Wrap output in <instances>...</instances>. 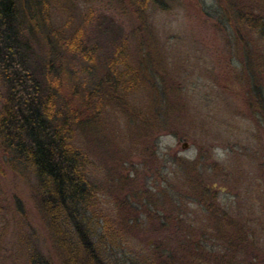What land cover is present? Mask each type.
I'll return each mask as SVG.
<instances>
[{"label":"rangeland","instance_id":"374dc122","mask_svg":"<svg viewBox=\"0 0 264 264\" xmlns=\"http://www.w3.org/2000/svg\"><path fill=\"white\" fill-rule=\"evenodd\" d=\"M128 1L67 0L62 7L47 5V12L40 7V29L33 27L21 44L27 65L43 81L47 50L38 31L46 27L48 35L58 32L61 39L81 31L92 57L58 49L66 72L81 76L75 83L78 98L64 87L59 107L68 101L82 104L84 94L96 87L104 92L100 82L118 47L125 45L131 55L139 49L146 88L129 93L125 105L106 98L96 111L93 100L85 114L94 121L87 153L91 179L100 188L101 222L118 226L127 195L132 208L123 216L138 221L125 230L127 251L146 258L157 239L188 235L205 243L202 253L215 255L222 240L212 228V210L198 202L205 198L246 231L264 262V117L254 105L244 68L245 54L253 63L259 53L263 72L258 76L264 83L262 31L242 26L236 32L234 20L228 25L218 10L225 0H160L145 9ZM251 15L262 16L258 11ZM147 35L150 40L143 42ZM4 90L0 79V97ZM153 100L163 111L168 103L167 116L157 122L147 111L155 106ZM80 139L77 133L78 145ZM3 162L0 154V264H28L20 240L46 264H58L35 206L32 180L17 177ZM212 245L214 253L208 249Z\"/></svg>","mask_w":264,"mask_h":264},{"label":"trees","instance_id":"16d2710c","mask_svg":"<svg viewBox=\"0 0 264 264\" xmlns=\"http://www.w3.org/2000/svg\"><path fill=\"white\" fill-rule=\"evenodd\" d=\"M66 2L67 0H0V79L5 88L0 97L1 159L14 175L23 177L28 182L32 180L31 191L34 194L35 206L58 257V264L264 263L260 261V249L254 248L256 244L249 242L246 231L224 214L221 216L222 213L214 211V206L206 204V199L202 197L199 199L201 202H198L212 210L211 220L215 224V228H212L222 240L221 247L218 246V254L215 255L202 253V248H207L205 243L202 240L193 242L188 235L181 238L171 235L157 239L146 258L141 259L134 252L127 251L130 247L125 233L132 229V225L138 223L123 216L124 212L132 208L127 195L124 197L125 203L120 204L122 220H118V226L112 228L106 221L101 222L103 212L99 209L100 188L91 179V163L87 153L92 147L88 142L94 135V121L93 117L85 114L90 110V102L93 100L96 101V111L102 109V101L106 98L110 104L125 105L129 93L142 86L146 88L145 78L139 70L143 62H139L140 59L137 61L139 49L131 55L125 50V45L119 46L108 72L100 82L104 92L100 87H96L92 93L84 94L82 104L74 105L68 101L59 107L58 95L64 87H70L72 97L78 98L75 83L81 76L66 72L60 62L58 49H69L85 58L92 57L81 40V31L77 29L62 39L58 32L51 33L52 36L48 35L49 30L46 27L43 31L47 34L42 30L38 31L47 50L42 70L43 81L38 79L27 65L21 44L27 33L32 34L33 27L40 29V7L47 12V5L58 8ZM128 2L131 7L140 9L160 4V0H141L140 4L138 0ZM225 4L221 2L218 10L228 25L233 20L236 22L233 21V24L238 25L235 27L236 32L240 31L239 27L247 26L254 31L261 30V38H264V0H225ZM251 11H258L262 16L254 18ZM143 40L149 41V36ZM147 45L149 47L148 42ZM260 56L257 53L256 60L250 63L249 54H245L244 68L248 80L251 79L254 105L262 110L264 117V83L260 82L258 76L263 72ZM149 69L148 67L145 71L150 72ZM82 72L84 71L81 70ZM153 102L155 106L151 105L147 111L151 113V121L157 122L161 117L167 116L168 103L163 111L156 104V100ZM77 133L81 138V145L74 141ZM195 189H198V192L201 190ZM202 191L210 197L215 193L212 191L211 194V190L205 187H202ZM163 226L166 225L163 223ZM19 245H22L21 249L27 247L28 264H46L34 249H29L21 240ZM208 249L214 253L213 245Z\"/></svg>","mask_w":264,"mask_h":264},{"label":"water","instance_id":"95a60500","mask_svg":"<svg viewBox=\"0 0 264 264\" xmlns=\"http://www.w3.org/2000/svg\"><path fill=\"white\" fill-rule=\"evenodd\" d=\"M186 145H184V147H185Z\"/></svg>","mask_w":264,"mask_h":264}]
</instances>
